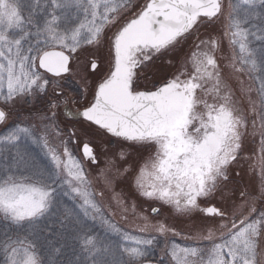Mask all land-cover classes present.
<instances>
[{
    "label": "snow or ice",
    "instance_id": "1",
    "mask_svg": "<svg viewBox=\"0 0 264 264\" xmlns=\"http://www.w3.org/2000/svg\"><path fill=\"white\" fill-rule=\"evenodd\" d=\"M258 5L264 9V0H0V125L15 118L0 136L4 264H59L69 241L79 250L70 264H152L158 241L149 229L180 233L144 216L133 235L104 218L98 197L121 183L151 202L154 217L199 221L184 237L191 243L165 244L158 264H264V210L256 207L264 201V77L255 90L241 79L264 74V46L249 40L264 34L244 27ZM224 37L234 54L221 65ZM105 65L82 111L63 110L80 117L83 135L100 137L103 151L93 140L75 155V131L61 147L50 145L49 135H63L61 105L75 102L63 96L61 80L77 66L95 74ZM29 141L43 148L44 164L33 162ZM249 142L258 145L252 155ZM249 172L251 182L241 185L237 178ZM98 216L123 242L93 232L88 221Z\"/></svg>",
    "mask_w": 264,
    "mask_h": 264
},
{
    "label": "rangeland",
    "instance_id": "2",
    "mask_svg": "<svg viewBox=\"0 0 264 264\" xmlns=\"http://www.w3.org/2000/svg\"><path fill=\"white\" fill-rule=\"evenodd\" d=\"M140 2L143 4L146 3L147 0H140ZM235 2H239V0H235ZM241 7L244 8L246 6L242 5ZM244 27L248 28L251 33H255L256 35L264 34V9H262L258 5L255 14L249 16L248 23L244 25ZM223 31L224 26L221 24L218 26L217 31L214 32L213 35L219 37ZM249 40L252 41L254 46L256 47L264 46V40H256L254 35H250ZM221 46V51L217 52L218 61L221 65H226L230 62V58L234 54V52L228 42L227 37L223 38ZM184 49L182 50V52L177 54V59H183V57L187 55V52H184ZM105 69L106 65L101 66V68L98 69L95 74H90L88 72H85L82 66H77L69 74L71 77L74 78V83L68 82L69 85H66V81H68L69 78L67 76L65 77V80H63L61 83L63 96L66 97L69 101H75L73 103L68 104L70 105L68 106L69 108L79 106L82 107L84 105L82 103L88 101L89 96L92 93L93 85L100 80L101 76L105 72ZM224 75L226 77L230 75L227 69H225ZM252 76L254 77L253 79H249L247 75H244L243 77H241V79L244 81L246 87H251L253 90H255L256 88H258L260 83L259 77H264V74L260 72H255L252 73ZM85 81H87V83H85ZM232 86L233 88L239 87L238 83L234 79L232 80ZM253 96H255V91H253ZM63 106L64 105H61V114L59 117L60 127L63 130V135L59 137L57 136L56 143L54 139L55 135H49L48 139L50 145H53L55 147H61L60 140H67V136L69 135V133L72 132L71 130H74L76 132V136L73 137L72 143L69 145V147L75 155H77L78 157H82L80 150V148L82 147V143L93 140L96 152L98 154L101 153L105 145L103 144L100 137L95 134L83 135L81 132V128L83 127V125L80 123V120H67L63 114ZM36 123V126L43 130L42 123L39 120ZM41 134H43V132H41ZM75 139H77L76 142ZM246 146L248 148V151L245 153L246 155H252L251 149L254 147H258L257 144L251 142H249ZM26 148L27 151L31 154V157H33V162L35 164L42 165L45 163L46 157L44 155V150L40 144H33L31 141H29L26 145ZM98 158L103 159L102 156H98ZM84 166L88 171V176L93 183L94 189L97 192L102 191L103 189L101 188V185L97 180L98 170L96 166L94 164L89 163L88 161H84ZM241 175L243 177L242 179H240L239 177L237 178L238 182L241 185H246L251 182V172L246 175L242 173ZM114 189L115 191H112L111 189L104 190V195L102 197H98V201L101 205V212L104 218H107L109 220L111 213H114V211L118 213V218L122 220L120 221L121 224L115 225L120 228L121 231L128 232L133 235L139 234L138 228L143 223L142 217L147 216L151 223L155 224L157 220H163L169 227L175 228L176 232L180 233V235L176 236H173L172 233H168L165 237H160L159 234L156 233L153 229H149L151 234L157 237L158 241L156 246L150 249V259L152 262L158 263L160 261L161 257L163 256L162 249L165 247V244H168L169 247L173 242L181 246L189 244L186 242V239H184V237H186L187 234H192L193 230L195 229V226L199 223V221H187L184 218H171L169 217L167 212L164 213L163 217H154L150 212L151 202H145L144 200L139 199L136 196L134 189H132L128 183H121L115 185ZM217 199H219V197ZM63 203L68 208L75 207L78 209L79 207L78 204L71 199V197H65L63 199ZM237 203H240V201L238 200ZM256 207L258 210H264V201H258ZM125 208H127V211H125ZM95 221L96 224H98V222L101 221L100 217L98 216ZM93 222L94 221L89 220L88 224L92 228L93 232L99 234L101 238L108 237L113 242H123L119 235L107 232L105 226H103L102 229L99 231L94 230L95 225ZM4 228L5 225L3 223H0V233L4 231ZM51 231L53 235L50 238L57 241V246L59 247V244L62 241H60L59 237L55 235L57 232L60 231L58 225L55 222H53L52 224ZM78 251V248L74 250V246L69 241L67 242L66 246L62 249L61 257L63 256L67 259L68 254L76 256L78 254ZM59 257L58 259L57 257L55 259L58 261ZM165 260L167 261V258H165ZM0 264H4V255L2 252H0ZM66 264H69L68 261L66 262Z\"/></svg>",
    "mask_w": 264,
    "mask_h": 264
},
{
    "label": "flooded vegetation",
    "instance_id": "3",
    "mask_svg": "<svg viewBox=\"0 0 264 264\" xmlns=\"http://www.w3.org/2000/svg\"><path fill=\"white\" fill-rule=\"evenodd\" d=\"M41 72H43V70H40ZM105 74V72L103 73V75ZM63 80H65V79H62L61 80V83H62V81ZM68 82H73L74 83V78L73 77H71V76H69V79H68V81H66V85H69L68 84ZM70 84H72V83H70ZM67 87V86H66ZM91 99H92V93L90 94V96H89V99H88V101L87 102H84V103H82V104H86V103H88V102H90L91 101ZM68 106H70V105H64L63 106V109H65V108H67V109H70L71 110V112L74 114V113H76L78 110H80V111H82V107H74V108H72V107H68ZM40 107H43V105H40ZM65 116V118L67 119V120H69V121H72V120H77V119H79L80 120V117H75V116H72V117H69V116H66V115H64ZM14 121H15V118H14ZM14 121L13 122H9V124L7 125V127L6 126H0V133L1 132H7V131H9L10 130V128H12V127H14L15 126V124H14ZM38 120H36V121H34V123H36ZM37 124V123H36ZM38 128V130L40 131V132H43V130L42 129H40L39 127H37ZM72 132L74 131V130H71ZM68 137V136H67ZM55 140H56V142H57V136H55V138H54ZM76 140L77 139H75V142H76ZM82 149V147L80 148V150ZM81 154H82V150H81Z\"/></svg>",
    "mask_w": 264,
    "mask_h": 264
},
{
    "label": "trees",
    "instance_id": "4",
    "mask_svg": "<svg viewBox=\"0 0 264 264\" xmlns=\"http://www.w3.org/2000/svg\"><path fill=\"white\" fill-rule=\"evenodd\" d=\"M106 205V204H105ZM103 210H104V208H103ZM122 219H119L118 218V213H116V211H114V213H111V215H110V217H109V221L111 222V223H113V224H121L120 223V221H121ZM94 223V225H95V228H94V230H101L102 229V227L104 226V224L101 222V221H99L98 222V224H96V221H94L93 222ZM61 255H62V253H61ZM61 255H59V256H57V259H58V257H59V264H66V262L68 261V263L70 264V261H72V262H75L76 261V256L75 255H72V254H68V257H67V259L66 258H64L63 256L61 257ZM67 260V261H66Z\"/></svg>",
    "mask_w": 264,
    "mask_h": 264
},
{
    "label": "water",
    "instance_id": "5",
    "mask_svg": "<svg viewBox=\"0 0 264 264\" xmlns=\"http://www.w3.org/2000/svg\"><path fill=\"white\" fill-rule=\"evenodd\" d=\"M152 264H156V263H152Z\"/></svg>",
    "mask_w": 264,
    "mask_h": 264
}]
</instances>
